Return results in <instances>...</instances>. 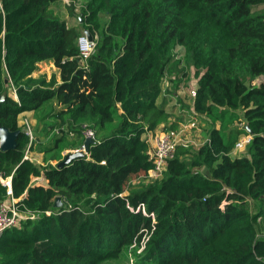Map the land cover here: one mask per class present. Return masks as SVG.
Here are the masks:
<instances>
[{
  "label": "trees",
  "instance_id": "obj_1",
  "mask_svg": "<svg viewBox=\"0 0 264 264\" xmlns=\"http://www.w3.org/2000/svg\"><path fill=\"white\" fill-rule=\"evenodd\" d=\"M62 2L0 7V94H17L0 102V127L20 130L15 149H0V173L20 209L39 213L2 233L0 264H105L131 245L142 247L138 264H264V0H85L71 7L76 24L55 13ZM86 30L96 48L84 68ZM42 62L60 81L33 76ZM189 70L208 139L177 144L162 177L135 187L153 168L143 134L178 127L162 81L178 86ZM25 111L44 120L32 139ZM240 111L245 124L232 127ZM87 129L90 151L59 168ZM246 133V154L233 155ZM37 143L45 164L25 158ZM39 176L46 183L32 184ZM8 197L0 183V204Z\"/></svg>",
  "mask_w": 264,
  "mask_h": 264
},
{
  "label": "rangeland",
  "instance_id": "obj_2",
  "mask_svg": "<svg viewBox=\"0 0 264 264\" xmlns=\"http://www.w3.org/2000/svg\"><path fill=\"white\" fill-rule=\"evenodd\" d=\"M85 0H64L59 6L55 8V13L59 15L61 18L68 20V22L72 24L78 23L77 18L72 16L71 7H74V13H79L82 4ZM78 7V8H77ZM77 8V9H76ZM53 74H57L54 67L50 66V63H41L39 65L38 70H35L33 76H45L47 80L51 79ZM197 80L192 75V72L188 73V77L183 78L179 85L177 86V81L171 80L169 76L165 77L162 81V88L164 91V96L166 95L169 98L170 105H176V114L175 117L179 118L178 127L176 129H171L169 133H179V136L182 137L183 143H186L190 148L196 149L199 145L203 144L208 139L209 130L213 126V123L210 118H208L204 114H198L194 112L192 107L193 103V95ZM8 88L10 90H8ZM7 88L8 93H12L15 96V91L12 86L9 85ZM17 97V94H16ZM37 114L33 111H25L20 115L19 125L23 126L25 120H28L33 126V136L35 135L36 126L43 127V122L38 121ZM241 120L237 121L232 125V127H243L245 124V119L240 111ZM40 122V123H39ZM216 124H220L217 122ZM231 128V127H230ZM168 132V131H165ZM243 135V134H242ZM240 135V137L242 136ZM37 144L32 145L31 147V157L36 161L40 162V164H45L47 161L45 160L49 155L43 154ZM77 149H67L63 151V158L65 155L71 151H75ZM233 155H244L246 154V148L243 150H233ZM56 160H52L53 164H56ZM150 179L146 176L136 177L132 180L131 185L139 186L144 182H149ZM248 207L251 211L255 209V203L253 200L248 202ZM142 251V247H138L135 245L128 246L122 250L119 254V257L113 260L106 262L105 264H138L139 263V255Z\"/></svg>",
  "mask_w": 264,
  "mask_h": 264
},
{
  "label": "built area",
  "instance_id": "obj_3",
  "mask_svg": "<svg viewBox=\"0 0 264 264\" xmlns=\"http://www.w3.org/2000/svg\"><path fill=\"white\" fill-rule=\"evenodd\" d=\"M0 7H2V0H0ZM78 46H79L80 66L85 68L88 66V60L91 58L92 54L95 51L96 39L94 37L92 40H90L86 35V33L83 32L78 37ZM15 98H17L16 93H15ZM19 121H20V116H19ZM22 123L25 132L29 134L32 139L33 138L32 124L28 120H25ZM94 134H95L94 130L92 129H87L85 131V137L94 138ZM143 137L150 143V156L153 162V168L149 170L147 177L150 180L159 179L162 177L163 172L167 167L168 160L174 155L176 145L179 143H183L182 137L179 136V133H169L165 131L154 132L151 130L145 132L143 134ZM251 138L252 135L250 133L243 134L239 138V140L235 143L233 150L245 149L248 143L250 142ZM30 149H31V145L28 146L25 152V158L33 159V157L29 156L31 155ZM0 183L7 187V193L9 194V197L0 204V236H1L2 233L8 228L22 226L25 221L38 218L39 213L20 209V203H19L20 198H16L12 195V175L4 177L2 173H0ZM41 183L42 184L46 183V180L43 176L35 177L32 180V184H41ZM61 200L62 203L63 202L68 203V200L66 198L61 197ZM140 207L145 212L144 205L142 204ZM140 207H138V209ZM44 213L51 214V211L48 210L45 211ZM151 215L152 217H154V213H151Z\"/></svg>",
  "mask_w": 264,
  "mask_h": 264
},
{
  "label": "water",
  "instance_id": "obj_4",
  "mask_svg": "<svg viewBox=\"0 0 264 264\" xmlns=\"http://www.w3.org/2000/svg\"><path fill=\"white\" fill-rule=\"evenodd\" d=\"M85 33L90 40L94 38L88 30H86ZM6 82H8V79H6ZM8 90L10 89L8 88ZM7 93L8 92L6 91L0 94V102H2L5 99ZM19 132L20 130H10L8 127L1 126L0 127V149L2 150L15 149L17 147V137H18ZM94 142H95V139L93 137H86L83 143V147L81 146L82 148L80 147L79 149L75 151H71L67 153L65 157L61 161H59L58 167L59 168L64 167L65 165L71 163L74 159L85 156L90 151V146ZM61 205H62L61 196H57L55 206L59 207Z\"/></svg>",
  "mask_w": 264,
  "mask_h": 264
},
{
  "label": "crops",
  "instance_id": "obj_5",
  "mask_svg": "<svg viewBox=\"0 0 264 264\" xmlns=\"http://www.w3.org/2000/svg\"><path fill=\"white\" fill-rule=\"evenodd\" d=\"M42 63H48V62H42ZM50 63V66H52V67H54V69L56 70V67H55V65L52 63V62H49ZM39 65H41V63L39 64ZM39 65H38V68H39ZM38 70V69H37ZM57 74H58V71H57ZM58 78V81H60L59 80V76L57 77ZM15 97V96H14Z\"/></svg>",
  "mask_w": 264,
  "mask_h": 264
}]
</instances>
